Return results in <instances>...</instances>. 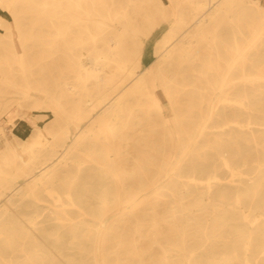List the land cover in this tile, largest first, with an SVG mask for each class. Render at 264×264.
<instances>
[{"label": "bare ground", "instance_id": "6f19581e", "mask_svg": "<svg viewBox=\"0 0 264 264\" xmlns=\"http://www.w3.org/2000/svg\"><path fill=\"white\" fill-rule=\"evenodd\" d=\"M14 1L25 7L0 0L14 21L0 16V90L18 91L0 147V264H108L115 246L132 264H264V132L253 131L264 128L260 0H166L169 13L162 0ZM240 4L253 14L245 31L233 19ZM26 13L51 23L80 82L62 87L88 101L64 103L32 80L38 62L24 43L38 39L20 27ZM169 14L174 23L147 41ZM223 24L236 28L229 38ZM46 49L56 51L55 40ZM184 110L196 117L181 120ZM22 111L51 123L32 129ZM143 119L162 124L163 152L131 149ZM226 127L233 133L223 137ZM213 158L231 189L219 188ZM26 199L32 207L21 209ZM148 213L161 255L144 263L127 245L149 227Z\"/></svg>", "mask_w": 264, "mask_h": 264}, {"label": "rangeland", "instance_id": "374dc122", "mask_svg": "<svg viewBox=\"0 0 264 264\" xmlns=\"http://www.w3.org/2000/svg\"><path fill=\"white\" fill-rule=\"evenodd\" d=\"M7 2H10V5L14 7H25L24 5L21 4H17L15 3L14 0H4ZM14 1V2H12ZM163 2H166L167 5L165 6V8L167 9L166 11L169 13V11H172L173 9H171V5L169 4L166 0H162ZM260 4L264 7V0H260ZM243 4L238 5V8L233 11V16H234V21L238 23V27L240 29H242L243 31H245L246 29V23L249 22L251 19H253L252 17V13L250 10H246ZM24 9V8H23ZM170 9V10H169ZM21 11V14H23V11ZM27 11V10H25ZM247 11L251 17H247L245 18L243 16V12ZM167 13V14H168ZM248 14V15H249ZM249 15V16H250ZM0 16L2 18V20L4 21V24L10 25V26H14V21L10 15V13L5 10L2 9L0 7ZM21 16V15H20ZM25 17L21 20H19V24L20 27L22 29H25L26 31H33V35H31L32 38L34 39H38L35 42L34 41H29V42H25L24 43V47L26 49V53L28 58L30 59L31 62L33 61H37L38 63L35 64V66H32V71L34 73V76L32 78V80H36L38 82L37 85H43L45 87V89L49 90L50 92H53L55 97L58 98L59 100H61L62 102H68L69 104H75L77 102L86 100L85 98H81L78 96H71L70 91L65 90L62 86L64 82H68V84L70 85H75V86H80V82L76 79L77 77V69L74 65V58L70 57V58H66L61 50L60 44L61 42V38H57V35L55 33V29L52 27L51 23H49V21L47 20H40L37 21V19L35 20V22L29 18L30 14L26 13L24 15ZM23 17V16H22ZM174 23V16L169 14V16L166 18L165 21H161L160 24L157 26V28L152 32V34L148 37V40H154L156 38H158L160 36V33H162L165 29H167L170 25H172ZM232 30H236L235 27H231L229 25H225L223 24L221 27V31H223V36L225 38H229L230 33L232 32ZM1 32V30H0ZM75 36V35H74ZM41 40V41H40ZM55 40V44H56V51L53 52H49L46 49V45L47 44H53ZM146 41V40H145ZM146 41V42H147ZM263 43H264V38H263ZM75 43V42H74ZM82 52H85L84 50ZM79 53V52H76ZM40 57V58H39ZM70 59V60H69ZM69 63L71 64V67H68ZM149 66V63H146L143 65V67H147ZM75 71V72H74ZM77 72V73H76ZM76 75V76H75ZM36 85V84H34ZM88 86L91 87L92 86V80H90L88 82ZM192 88L188 87L185 91H190ZM18 91H14L12 89L9 88H3L0 90V100H3L4 98L8 97V99H4L6 102L4 105L0 106V147L3 146L4 142L8 139H11V128L12 125L10 123L17 121V119L14 118V110L16 108H18L17 103H15V99L13 98V94H18ZM13 93V94H11ZM64 95V96H61ZM157 94L164 106V114L165 116L169 117L170 116V106H169V102L168 100L165 98V96L162 94V91L158 88L157 89ZM264 100V99H263ZM24 104H28L27 102H25ZM221 108V107H220ZM22 113L26 116L24 117V121L27 125H31L32 129L33 126L34 127H39V126H48V124L51 123L52 117L46 113V112H36L34 113V116L31 115H27L26 111H22ZM179 117L181 118V120H190L189 118H193L196 117L193 116L192 114H188L187 111H182V113L179 114ZM246 122V121H244ZM142 124L140 125V133H138V135H136V138L141 140V144L139 143V146H133L131 149L132 150H138V151H148V150H156L158 152H161L162 150L166 149V146H168V138H164V140L160 137L161 135H164L163 131L159 132L160 126L162 125L161 123L157 122L155 125L152 124L150 126H147L144 122V119L141 122ZM231 127H226L225 129H223L221 132H224L223 137L228 136L230 133H233L231 131ZM213 131H215V133L218 135L220 134V130L219 129H214ZM253 131L254 133H259V132H264V128H258V127H253ZM214 133V134H215ZM46 133H44L45 135ZM47 135V134H46ZM140 135V136H139ZM132 136L130 139V142L132 143ZM173 139H175V136H173ZM27 140V144L29 145V147L31 149H35L38 148L39 146H37L36 143H33V140L30 139H26ZM201 142V140H200ZM149 144L147 146H144L143 144ZM150 148V149H149ZM163 152V151H162ZM214 159V158H213ZM213 164L215 165L216 168V174L220 177L221 181H220V186L219 188H228L231 189L232 185L229 181V176L228 174L225 172V170L222 168L221 163L218 162V160L214 159ZM210 172V168H208V170H206V174H209ZM215 188L218 187L217 185L214 186ZM198 192H200V194H196L195 196H199L202 194L203 189H198ZM42 198H46L45 195H41ZM26 203L30 204V205H25ZM31 200L30 199H26L23 204L21 205V209H23L22 207L26 206L31 208ZM30 211V210H28ZM41 211V210H40ZM198 214V213H195ZM162 215L159 216V218H161ZM152 218L151 215L148 213L144 216V221L143 224L145 226H149L147 229H145L142 233L135 234V233H131L128 234V240H129V245H127L130 249V247L132 245L137 247L138 252L141 254L142 258H143V262L144 263H148V259L150 258V256H158L161 255V251L158 248L157 243L153 242V241H149L148 239L150 238V235L153 233V229L151 228L152 225ZM193 218H198L197 216H193ZM198 223V222H197ZM196 223V226L202 225L203 222L201 223ZM203 226V225H202ZM177 246V243L175 245V247ZM172 247L170 248L169 252L170 254H172V256H175V250L176 248ZM131 250V249H130ZM122 251H124L123 248L120 247H111L106 249V251L104 252V258L106 260V262L108 264H117V259L119 258V262L123 263V264H132L131 261H127L126 259V254H124ZM201 249L196 251V254L200 253Z\"/></svg>", "mask_w": 264, "mask_h": 264}]
</instances>
